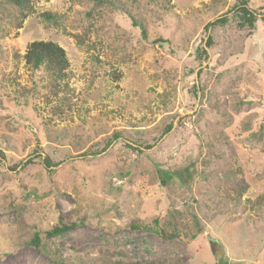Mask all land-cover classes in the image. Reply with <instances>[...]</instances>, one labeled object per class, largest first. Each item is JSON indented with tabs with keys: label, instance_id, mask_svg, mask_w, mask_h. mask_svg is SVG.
<instances>
[{
	"label": "rangeland",
	"instance_id": "1",
	"mask_svg": "<svg viewBox=\"0 0 264 264\" xmlns=\"http://www.w3.org/2000/svg\"><path fill=\"white\" fill-rule=\"evenodd\" d=\"M235 1L171 0L165 11L140 0L131 11L145 35L90 0H33L18 29L0 18V264H264V22L204 29ZM247 5L264 12V0ZM38 39L69 60L65 115L41 89L15 102L2 77L31 85L22 55ZM46 156L58 161L49 170ZM234 177L246 186L235 203ZM153 218L177 235L161 238ZM58 219L68 227L45 235Z\"/></svg>",
	"mask_w": 264,
	"mask_h": 264
},
{
	"label": "trees",
	"instance_id": "2",
	"mask_svg": "<svg viewBox=\"0 0 264 264\" xmlns=\"http://www.w3.org/2000/svg\"><path fill=\"white\" fill-rule=\"evenodd\" d=\"M90 1L95 7L103 5L111 10L126 13V15L130 17L133 25L139 26L142 35H145L146 30L140 16L137 17L133 15L131 11L132 8L138 7L136 6L137 4H141L140 0ZM127 2H129L130 4L129 7L126 4ZM216 2H218V0H212V3L215 4ZM144 3L147 6L152 5L157 9H164L165 11L172 6L171 0H144ZM33 12V0H0V18L9 25V29L20 28L22 26L23 20ZM40 16L45 21H51L52 23H55L58 20V15L49 11L41 12ZM258 17H260L261 21L264 22V12L257 14L254 10L249 8V6L247 5V0H236L224 12H221L213 20L206 23L204 25V29L205 31H208L210 28H213L215 26H223L229 20H232L238 28L252 29L255 27V22L257 21ZM87 31L88 29H84L82 34H74L75 40L78 44L84 43ZM210 44L211 38L208 34L205 38V45L210 46ZM201 53L205 54L204 50L199 47L197 50L198 57H200ZM17 56L18 54L14 52V57ZM22 58L24 60V64L31 72L30 75L32 83L30 86H23L22 84H20L13 74L14 70L13 72L9 71L6 72V74L2 75L5 80H8V86H11L12 97L14 98L15 102L18 103L19 99L26 98V96L28 95L38 96L40 93L39 89H41L44 101L45 103H47V105H49V111L51 114L65 115L67 111H70L72 109V104H74L75 101V90L69 84V81L72 77V72H70L69 70V60L67 58L65 49L57 42L52 40H33L27 44ZM33 73H35V75ZM32 75H34L35 77H33ZM170 127L171 124H168L166 129H169ZM263 128L264 123L260 124L259 126L260 130H262ZM119 136L120 131H114L111 139H116ZM111 139H107L99 151L105 150V148H107L111 144ZM129 147L131 149H135V147H133L132 145H129ZM35 150H39V148H36ZM94 151L95 150L93 149H88L81 153L82 156L94 155L97 153ZM1 155L2 152L0 151V157ZM28 161L30 162L31 159H29ZM57 162L58 161H53L50 156H46L42 159L43 166L47 170H49V168H51ZM187 173L188 170L186 171V174ZM120 175H122V173H120ZM245 188L246 186L244 182L242 183V178L234 177V180L231 182L229 188L231 191H233V203L239 201V196ZM226 195L230 196V192L228 191ZM152 222L156 232L161 238L171 239L177 235V231L174 228L171 231H167L163 227L158 228V218H153ZM141 226L142 225L136 221L130 224L129 227L132 229H136ZM66 227L68 226L63 224L61 219H58V222L51 229H47L45 231V235L51 236L53 234H58L66 229ZM28 242L35 248L40 249L42 252L46 251L41 247L40 235L37 231H33ZM55 262L57 264H63L62 262ZM115 264L123 263L120 260H116ZM147 264L155 263L151 262Z\"/></svg>",
	"mask_w": 264,
	"mask_h": 264
}]
</instances>
